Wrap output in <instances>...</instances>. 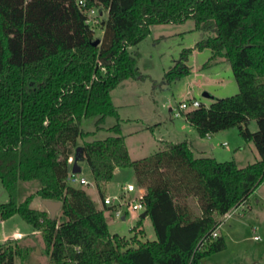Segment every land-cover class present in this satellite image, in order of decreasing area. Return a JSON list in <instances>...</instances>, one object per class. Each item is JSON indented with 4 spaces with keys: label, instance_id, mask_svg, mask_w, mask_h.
<instances>
[{
    "label": "trees",
    "instance_id": "trees-1",
    "mask_svg": "<svg viewBox=\"0 0 264 264\" xmlns=\"http://www.w3.org/2000/svg\"><path fill=\"white\" fill-rule=\"evenodd\" d=\"M78 1L0 0V182L8 195L0 220L17 214L33 233L40 231L48 264H198L225 248L219 234L207 238L220 215L264 180V0ZM91 8L99 18L94 24L86 22ZM188 18L207 35L184 48L163 78L189 75L186 61L196 48L230 63L238 91L210 95L209 106L182 116L201 136L236 127L259 154L245 166L195 156L186 139L158 140L157 151L129 155L111 91L141 76L130 47L151 25ZM97 27L101 37L93 45ZM108 116L116 118L110 135L84 139L93 133L81 127L84 118L96 117L98 130ZM78 145L101 199L114 171L132 168L134 182L146 189L145 215L156 238L111 233L104 209L83 187L68 183V159ZM32 180L39 186L18 201L19 181ZM35 197L61 202L55 218L31 206ZM20 253L19 245L0 243V264H15Z\"/></svg>",
    "mask_w": 264,
    "mask_h": 264
},
{
    "label": "rangeland",
    "instance_id": "rangeland-1",
    "mask_svg": "<svg viewBox=\"0 0 264 264\" xmlns=\"http://www.w3.org/2000/svg\"><path fill=\"white\" fill-rule=\"evenodd\" d=\"M106 15L105 11L100 14L101 17H106ZM94 34L96 38H100L101 28L97 27ZM206 35V32L195 29L194 21L188 18L179 23L153 24L150 26V32L130 47V50L137 54V67L141 76L122 81L111 91V97L117 106L121 134L124 135L132 159L157 151L159 149L158 140L177 142L186 139L194 145L195 155L199 147L209 151V140L200 136L195 127L183 116H174L171 107L176 108L181 100L188 98H196L204 106H209L213 98L203 96L204 91L211 96L214 95L213 97L236 93L238 86L230 63L222 58L211 59L209 48L201 50L196 48L186 61L191 70L189 75L170 82L163 78L164 72L179 59L181 51L184 48L193 47ZM95 119L96 117H89L81 121V127L84 130L93 131L84 138L88 141L104 139L110 135L108 127L116 122L115 117L108 116L102 128L96 130ZM248 128L251 131L256 130V121L251 120ZM221 141H225L227 145H221ZM212 142L215 147L213 154L209 155L216 157L217 160L234 159L238 166H245L259 159L253 142L240 135L236 127L215 132ZM79 164L82 167L81 174L89 178L91 183L81 187L91 188V193L94 184L90 170L84 161H80ZM128 182L134 183L132 168L130 166L119 167L108 182L107 194L119 193L122 185ZM38 186L37 180L19 181L17 200L22 201ZM130 196L133 197V194ZM7 200V192L0 182V203ZM40 200L36 197L31 206L44 208ZM249 202L253 210L239 229L228 236L222 234L226 248L204 256L198 264H222L226 257H236L238 254L245 259H256L257 262L264 263V180L250 194ZM243 208H239L232 216L243 215L244 211L247 213L248 208L242 211ZM143 211L144 209L133 213L127 212L124 219L105 211L109 231L125 236L128 240L133 236L139 240L156 238L149 215L140 216ZM139 227H142L143 234ZM255 236L257 238H254ZM0 243L21 247V253L15 256V264L49 263L40 231L33 233L30 224L17 214L0 220Z\"/></svg>",
    "mask_w": 264,
    "mask_h": 264
},
{
    "label": "built area",
    "instance_id": "built-area-1",
    "mask_svg": "<svg viewBox=\"0 0 264 264\" xmlns=\"http://www.w3.org/2000/svg\"><path fill=\"white\" fill-rule=\"evenodd\" d=\"M78 4L83 5V1L79 0ZM98 20L99 19L97 17L95 9L91 8L89 11H87L86 22L90 24H94ZM201 104L202 103L196 98L183 99L178 103L176 108L171 107V112L174 114V116H182V111H185L189 108L198 107ZM223 144H226V142H223ZM68 160L72 164L73 155L70 156ZM67 181L71 185H87L89 183V180L85 176H83L81 172L73 173L71 171V168L69 169V172L67 175ZM145 192H146V189L144 186L137 185L135 182L134 183L128 182L122 185L119 193L106 194L101 199V202L105 207L110 208V211L112 212V214L125 218L127 212L133 213L137 210L145 209V204H144ZM130 194H133V197L130 196ZM243 203L244 202L242 201L240 204L232 206L227 211H225L223 214H221L218 219L217 226L210 232L207 238L216 237L218 235V228L222 220L229 217L231 214H233ZM255 238L257 237L255 236Z\"/></svg>",
    "mask_w": 264,
    "mask_h": 264
},
{
    "label": "crops",
    "instance_id": "crops-1",
    "mask_svg": "<svg viewBox=\"0 0 264 264\" xmlns=\"http://www.w3.org/2000/svg\"><path fill=\"white\" fill-rule=\"evenodd\" d=\"M215 60H218V59H215ZM192 81V80H191ZM113 90V89H112ZM112 96V95H111ZM212 96H214V95H212ZM112 100H113V98H112ZM169 110H170V108H169ZM201 136V135H200ZM213 136H214V133H211V134H206V135H204V136H202L203 138H206V139H208L209 141H208V149H209V151H207V149L206 148H201V147H199L198 149H197V155H195L194 153H195V151H194V145H192V150H193V154L195 155V156H210L209 154H213V149H214V147H215V145H214V143L212 142V139H213ZM125 139V138H124ZM223 142H225V141H221L220 143H221V145H227V143L226 144H223ZM125 144H126V140H125ZM239 144H241V142L239 143ZM127 146V145H126ZM158 146H159V144H158ZM127 148H128V146H127ZM201 150H203V151H201ZM128 152H129V150H128ZM201 152H203V153H201ZM208 152H210V153H208ZM208 154V155H207ZM129 155H130V153H129ZM131 157V156H130ZM214 157V156H213ZM216 158V157H215ZM80 165V164H79ZM81 167V166H80ZM81 170H82V167H81ZM117 170H118V168L114 171V172H117ZM84 176V175H83ZM86 177V176H85ZM87 178V177H86ZM88 180H89V183L86 185V186H88L89 184H91L90 183V179L89 178H87ZM93 184H94V182H93ZM107 185H108V183L106 184V187H107ZM80 186H82V185H80ZM106 187H105V192H106V194H107V191H106ZM85 190H86V192H87V195L93 200V202L95 203V205L99 208V209H104V214H105V211H107V212H110L111 214H112V212L110 211V209H108L107 207H105L103 204H102V202H101V198H100V196H99V194H98V192H97V189H96V187H95V184H94V190L92 189V191H91V193H90V190H91V188L89 189V187H83ZM257 188V187H256ZM255 190V189H254ZM105 194V195H106ZM250 196V195H249ZM249 196H248V198L246 199V201L239 207V208H243L242 209V211H244L245 209H246V207L248 208V212L247 213H245L246 211H244L243 212V215L242 214H239V216L238 217H233L232 215L235 213H233V214H231L229 217H227V218H225V219H223L222 220V222L220 223V225H219V228H218V234H219V236H222L223 237V235L222 234H224L225 236H228V234H231L232 232H234V231H237L238 229H239V227H240V225L242 224V222L245 220V219H247L248 217H249V213L253 210V206L250 204V202H249ZM36 198V197H35ZM35 198H33V200H35ZM33 200L31 201V203L33 202ZM39 200H40V198H39ZM41 201V200H40ZM41 203V202H40ZM41 205H42V203H41ZM44 207V206H43ZM35 208H37V209H44V208H41V206H36ZM238 208V209H239ZM237 209V210H238ZM236 210V211H237ZM56 214H58V211L56 212ZM122 219H124V217H121ZM140 228V227H139ZM16 234L18 235V232H16ZM255 238V237H254ZM225 248H226V244H225ZM224 248V249H225ZM224 249H222V250H224ZM221 251V250H220ZM236 256V255H235ZM229 262H231L230 264H264V263H261V262H257V260L256 259H245L244 257H242L241 256V254H238L236 257H232V256H230V257H226L225 259H223V261H222V264H229Z\"/></svg>",
    "mask_w": 264,
    "mask_h": 264
},
{
    "label": "water",
    "instance_id": "water-1",
    "mask_svg": "<svg viewBox=\"0 0 264 264\" xmlns=\"http://www.w3.org/2000/svg\"><path fill=\"white\" fill-rule=\"evenodd\" d=\"M100 41V38L97 37L92 40V44L96 45ZM205 97H210V94L206 91L202 93ZM82 147L80 145L76 146L73 154V162L71 165V171L73 173H80L81 167L79 165V162L82 161ZM41 203L44 206V209L48 212L51 219L55 218L56 212L59 210L61 206V202L59 200H53V199H41ZM141 217L145 216V210L140 214Z\"/></svg>",
    "mask_w": 264,
    "mask_h": 264
}]
</instances>
